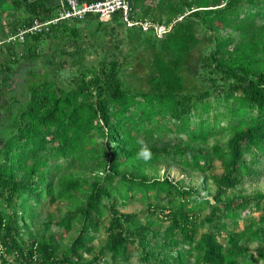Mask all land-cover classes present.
Segmentation results:
<instances>
[{
    "label": "trees",
    "instance_id": "trees-1",
    "mask_svg": "<svg viewBox=\"0 0 264 264\" xmlns=\"http://www.w3.org/2000/svg\"><path fill=\"white\" fill-rule=\"evenodd\" d=\"M9 1L21 20L1 23L0 77L38 60L45 70L20 95L0 81V264H264V195L226 196L264 173V0H128L136 18L155 9L169 31L107 30L90 15L6 44L56 15L55 0ZM90 22L95 65L73 55L76 26ZM115 32L148 52L141 75ZM66 43L74 71L55 81ZM161 166L202 183L158 178ZM129 202L146 214L120 213Z\"/></svg>",
    "mask_w": 264,
    "mask_h": 264
},
{
    "label": "rangeland",
    "instance_id": "rangeland-1",
    "mask_svg": "<svg viewBox=\"0 0 264 264\" xmlns=\"http://www.w3.org/2000/svg\"><path fill=\"white\" fill-rule=\"evenodd\" d=\"M14 12V6L11 4L9 0H3L0 2V26L1 23H8L7 19L11 18V14ZM142 12L138 14V20L142 21H147L153 24H158V25H164V16L160 15L155 9H153L151 15L146 18V19H141L142 17ZM140 18V19H139ZM91 25L84 26V24H78L76 27L80 29V38L83 43L80 45L81 52L80 53H75L73 54L70 50L71 46L69 44H64L63 46L60 47V52L63 56L60 55V60L58 61L60 65V72L58 75L55 77V81H60L61 78H71L72 72L74 71V65H73V55L74 57L80 58L83 62L86 64H94L98 61L101 53L98 51V43L97 37L99 38L100 34L98 33L99 31L95 30L96 25L95 23L90 22ZM115 24H113L114 26ZM113 26H104L107 30L112 28ZM105 29V30H106ZM105 30L101 31L102 38L105 36ZM106 30V32H107ZM137 32H130L131 34H137L139 30H134ZM141 32V31H140ZM116 43H118L119 49L122 52H127L131 53L133 51V55L135 56L131 60L132 67L135 68V72L138 75L142 74L143 71V63L141 60H143L148 52H145V49H141L139 47L138 50L134 51V45L137 44V40H134L133 36H125V38L120 39L119 36L116 34ZM96 37V38H95ZM73 39L72 37H70ZM119 39V40H118ZM103 39H101L102 41ZM108 48V45L106 46ZM111 46H109L110 48ZM206 45L201 44L198 48L197 51L190 57V60L198 58L202 52H204V48ZM44 49V48H43ZM71 53L73 54L71 56ZM100 53V54H99ZM79 55V56H77ZM45 70L44 64L42 60L35 61L32 65L31 64H24L20 65L19 68H16L13 70V73L9 76V78L3 80L4 85L6 88L9 90V93H14V95H20L22 94V90L24 89L25 91L27 90V85H31L33 82V78H30V75L33 73V71H36L37 73L43 72ZM49 73V72H47ZM41 76V75H40ZM50 76V75H48ZM186 80L189 81L190 83H194L193 79L190 77L188 74L186 76ZM197 87L198 84L196 85ZM157 177L158 178H165L168 177L170 180L173 182L181 183L184 187L186 188H197L201 185L202 183V176L192 173V174H187L180 170L177 167H165L161 166L158 168L156 171ZM221 174V169L219 166V163H215V170H214V175L219 176ZM207 187L209 189H212V191H215V188H213L212 183L208 182ZM257 193H262L264 195V173L250 181L244 182L241 186L238 188L234 189L231 192H227L226 196L227 197H233V196H243V197H252ZM209 201L212 202V197L210 196ZM56 205L50 206L48 209H46L43 214L41 215V218H46L47 214L52 213L55 210ZM62 207V206H61ZM65 209V208H64ZM63 209V210H64ZM119 212L122 214H143L145 215V207L139 203H127L124 204L123 206L118 207ZM105 241V235L101 234L99 238L94 242V247L97 249L101 243ZM251 248H255V246H251Z\"/></svg>",
    "mask_w": 264,
    "mask_h": 264
},
{
    "label": "built area",
    "instance_id": "built-area-1",
    "mask_svg": "<svg viewBox=\"0 0 264 264\" xmlns=\"http://www.w3.org/2000/svg\"><path fill=\"white\" fill-rule=\"evenodd\" d=\"M94 16L100 23L118 21L127 29H136L143 33L152 32L157 38L163 37L169 27L135 19L128 0H99L95 2H79L78 0H57L56 15L45 22L34 21L30 27L18 28L2 43L23 44L28 35H35L42 30L48 31L50 26L65 21H82L87 16ZM1 43V44H2Z\"/></svg>",
    "mask_w": 264,
    "mask_h": 264
},
{
    "label": "clouds",
    "instance_id": "clouds-1",
    "mask_svg": "<svg viewBox=\"0 0 264 264\" xmlns=\"http://www.w3.org/2000/svg\"><path fill=\"white\" fill-rule=\"evenodd\" d=\"M135 17V16H134ZM136 19V17H135ZM138 20V19H137ZM114 21L116 20H113L111 22H107V23H114ZM142 21V20H141ZM118 22V21H117ZM119 23V22H118ZM105 24V23H104ZM121 24V23H120ZM122 25V24H121ZM123 26V25H122ZM125 27V26H124ZM126 28V27H125ZM127 29V28H126ZM155 36V35H154ZM156 37V36H155ZM157 38V37H156ZM159 39V38H158ZM138 143L141 144V148L140 150L138 151L137 153V159H140V160H143L145 162H147L148 160L151 159L152 157V153L150 151V149L147 147V145H145L142 141H138Z\"/></svg>",
    "mask_w": 264,
    "mask_h": 264
},
{
    "label": "crops",
    "instance_id": "crops-1",
    "mask_svg": "<svg viewBox=\"0 0 264 264\" xmlns=\"http://www.w3.org/2000/svg\"><path fill=\"white\" fill-rule=\"evenodd\" d=\"M53 4H54V6H56L57 5V0H55L54 2H53ZM20 16V17H19ZM11 17L12 18H8L7 19V21H8V23H11V24H13V22L15 23L16 21H18V20H21V15H18V13L16 14H11ZM23 18V17H22ZM104 24V23H103ZM105 25L108 27V26H113V23H105ZM133 31V30H132ZM3 28H1V26H0V41L1 40H3ZM140 32V31H139ZM152 35H154L153 33H152ZM20 65H24V64H20ZM19 65V66H20ZM19 66H18V68H19ZM0 81L1 82H3V79H2V77H0ZM4 83V82H3Z\"/></svg>",
    "mask_w": 264,
    "mask_h": 264
}]
</instances>
